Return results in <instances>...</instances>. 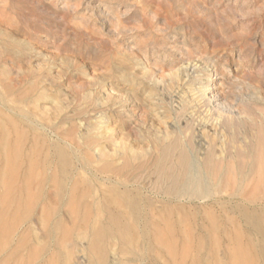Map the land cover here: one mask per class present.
Masks as SVG:
<instances>
[{"label": "rangeland", "instance_id": "374dc122", "mask_svg": "<svg viewBox=\"0 0 264 264\" xmlns=\"http://www.w3.org/2000/svg\"><path fill=\"white\" fill-rule=\"evenodd\" d=\"M210 86L221 97L212 106L201 97ZM4 136L23 147L15 188L32 174L35 199L10 229L0 222V264H74L82 255L76 264H89L94 227L108 211L124 212L106 202L113 190L142 197L138 232L145 218L164 230L168 210L173 222L182 218L191 236L177 238V264H199L196 236L212 222L221 264H232L231 252L264 264L242 218L264 215V0H0V144ZM56 145L71 155L66 186L77 183L75 196L53 180L38 184L45 171L27 165ZM194 161L207 192L183 187ZM9 165L0 147V208ZM55 170L51 162L46 172ZM57 219L66 231L48 235ZM22 239L29 248L10 257ZM42 245L43 254L29 253ZM108 245L106 264L170 258L142 238L132 253ZM202 254L216 264L208 248Z\"/></svg>", "mask_w": 264, "mask_h": 264}, {"label": "bare ground", "instance_id": "6f19581e", "mask_svg": "<svg viewBox=\"0 0 264 264\" xmlns=\"http://www.w3.org/2000/svg\"><path fill=\"white\" fill-rule=\"evenodd\" d=\"M198 67L199 66L197 64L190 66L187 73L190 74L191 68H193V72H195ZM207 71L210 72L212 76L217 77L219 74L218 70H216L214 67L207 69ZM211 89L212 87L210 86L209 88L201 92L203 101L208 103L210 106L214 105L215 102H221V97L215 90L216 88L214 90ZM38 146L39 144L36 143L33 146V150L37 151L39 149ZM0 147L1 151L5 155V159L9 160L11 164L8 167L11 175L7 181V188L5 193L6 198L5 201L3 200L1 202L2 207L0 208V222L8 224V227L10 229L13 226L12 224L14 223V220L18 219L20 216L23 217L24 215L30 214L34 207V205H31L30 201L34 200L35 197L31 196L29 192L33 177L32 174H30L28 177L25 175L23 178L22 189L16 190V172L21 165V163H19V156L22 152L23 147L21 143H15L13 145L10 141V137L8 136H4L2 138ZM52 150L54 151L52 156L50 154L49 156H46L44 160H35L29 158L27 161V165L29 166V168H33V170L41 168V170L45 171L44 173L40 172L38 174V184L43 185L45 182L53 180L58 192L66 193L68 195L73 194L75 196L78 189L77 183L74 182L73 186L71 187L66 186L67 179L71 178V155L68 150L59 145L54 146ZM260 156L262 160H264V153H261ZM51 162L56 164V170L55 172L48 174L46 170L48 169ZM192 168L193 169L186 171V173H183V178H186V182L183 187L188 188L193 186L194 188L205 190L203 192H207L208 187L201 186V180L205 177V174L201 171L200 165L197 164L196 161H194ZM260 173L264 175V172ZM3 175L6 177L5 170H3ZM39 198H41V193L37 196V199ZM141 198L142 197L137 194L136 191H121V193H119L117 190L112 191V194L106 199V202L109 204H119L124 209V212L115 213L112 211H108V220L106 224L99 222V216H97L99 222L97 224L98 226L94 227L91 233L88 248L85 249L86 253L90 256L89 264L107 263L109 252L108 240H116L119 244L120 252H124L127 254L133 252L136 238H142L147 246V249L150 252L155 251L156 253L158 252L161 254L165 251H168L167 253L169 254L170 258L164 264H177V238L187 240L191 236L190 232L183 229L181 217H179L174 222L171 220L172 210L167 211V224L164 230L162 229L160 224L150 222L149 219L145 218L142 229L139 232L136 231L134 229V221L137 218H141L142 212L147 211L145 206L141 207ZM79 206H83L82 201L79 202ZM9 209H17L19 213L16 212L14 215H12L9 212ZM85 209H87V206H85ZM242 218L246 222L249 230L258 237V245L252 243V246L256 254L264 259V215H254L247 210H243ZM82 219L86 220L85 217ZM210 227L211 232L207 234L209 228L207 225L202 224L200 227L201 234L196 236V251L198 253L196 260L199 264H203L205 262L202 252L207 248L208 250H210V256L215 260L216 264H221V262L218 261L217 258L218 237L217 235H212L217 231L216 223L212 222ZM61 231H66V229L63 226L62 219H57L53 226L48 229L47 234L54 235L58 234ZM57 245L59 246V248L56 256L60 261H63L65 256L64 251L62 250V248H60L62 244L57 243ZM166 245L168 246V249L165 248ZM22 248H29L28 239L20 240V242L17 243L15 247H13V251L10 253V257L18 255ZM45 250L46 246L44 245L40 246L37 249L31 247L29 253L33 254V256H37L40 253L43 254ZM230 255L232 264H241L242 262L250 264V258L246 257L243 253L239 252L232 255L231 252ZM80 258L85 259V255L80 256L78 258V262ZM148 260V264H159L155 257H149ZM76 262L77 260H74V264H76ZM5 263H9V261H5Z\"/></svg>", "mask_w": 264, "mask_h": 264}]
</instances>
